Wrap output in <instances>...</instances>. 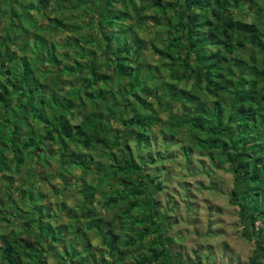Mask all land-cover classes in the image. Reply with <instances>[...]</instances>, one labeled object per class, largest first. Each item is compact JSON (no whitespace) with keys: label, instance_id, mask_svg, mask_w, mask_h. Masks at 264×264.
Returning a JSON list of instances; mask_svg holds the SVG:
<instances>
[{"label":"trees","instance_id":"trees-1","mask_svg":"<svg viewBox=\"0 0 264 264\" xmlns=\"http://www.w3.org/2000/svg\"><path fill=\"white\" fill-rule=\"evenodd\" d=\"M219 171L264 264V0H0V264H216Z\"/></svg>","mask_w":264,"mask_h":264},{"label":"rangeland","instance_id":"rangeland-1","mask_svg":"<svg viewBox=\"0 0 264 264\" xmlns=\"http://www.w3.org/2000/svg\"><path fill=\"white\" fill-rule=\"evenodd\" d=\"M41 21V19H39ZM34 32V30L32 29ZM33 34L30 33V38L33 37ZM59 40L63 39V36L59 35L57 36V39ZM15 48V47H14ZM58 48V47H57ZM56 53V49L53 50ZM27 54L32 55L30 52ZM34 166V164L32 163ZM37 166V164H36ZM35 167V166H34ZM41 171V170H40ZM79 175V173H78ZM43 176V175H42ZM218 184L219 188L214 189L215 193L208 192L207 189L201 188L197 181L202 179L203 183L202 185L211 184L209 182L208 178L196 176V178L189 177L187 178V183H190L191 186H193L191 189L193 190L196 187V191L192 194V200L194 202H200L201 207H203V210L200 209L201 221L203 225L200 226V230H203V232H209L214 231L215 236L214 237H207L205 236L204 241L206 243V250L213 253L214 262L221 263L224 258L229 257H239V259L242 261H247L249 258L250 253L255 249V247L247 243L242 236L241 229L239 227L238 217L236 215V211L233 207L230 206L228 198H227V192L230 190V187L232 186V176L224 171L218 172ZM44 177V176H43ZM198 177V179H197ZM77 178V175L76 177ZM73 179V181L75 180ZM56 182V181H54ZM42 190L47 193V199L46 202H48V205H51L52 210H57L59 207L61 208L64 204H67L68 206H73L76 201L70 198L69 196H62L55 197L53 194V188L49 186L47 183L41 182ZM52 188V189H51ZM176 189L179 188V186H175ZM50 189V190H49ZM192 193V192H191ZM196 200V201H195ZM179 203V214L175 216V219L178 220V223L180 226H178L175 230L177 234H185V237L187 236V231H192L191 235L187 236V241L184 243L183 249L185 250L190 245H194V243L198 242L199 237L194 232L196 231L193 226L188 222L187 223V217L185 215L187 212L183 210V201L178 199ZM165 204V200L163 202ZM203 204V205H202ZM205 205H207V208L209 209V212H207ZM197 204H193L192 207L196 209ZM103 215L111 217L112 213L102 211ZM64 215L67 216L66 212H64ZM193 214L191 221L198 223V219ZM68 219L63 217L62 221L65 222ZM200 220V219H199ZM195 230V231H194ZM93 245L96 246L99 243V239L93 240ZM146 245V244H144ZM141 246L138 245L133 248L132 254L128 255L126 257V262H131L132 260H135L136 258H139V256H143L144 254L148 252H143V250L139 249ZM132 256V257H131Z\"/></svg>","mask_w":264,"mask_h":264}]
</instances>
